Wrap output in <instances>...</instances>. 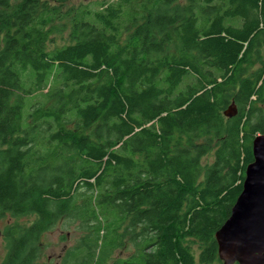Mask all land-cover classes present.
Returning a JSON list of instances; mask_svg holds the SVG:
<instances>
[{
	"label": "trees",
	"instance_id": "trees-1",
	"mask_svg": "<svg viewBox=\"0 0 264 264\" xmlns=\"http://www.w3.org/2000/svg\"><path fill=\"white\" fill-rule=\"evenodd\" d=\"M66 1L0 0V211L35 216L1 264H45L62 217L81 234L58 264H222L264 133V0Z\"/></svg>",
	"mask_w": 264,
	"mask_h": 264
},
{
	"label": "water",
	"instance_id": "water-1",
	"mask_svg": "<svg viewBox=\"0 0 264 264\" xmlns=\"http://www.w3.org/2000/svg\"><path fill=\"white\" fill-rule=\"evenodd\" d=\"M236 113L234 103L223 111L227 117ZM252 155L242 189L214 234L223 264H264V133L254 136Z\"/></svg>",
	"mask_w": 264,
	"mask_h": 264
},
{
	"label": "rangeland",
	"instance_id": "rangeland-1",
	"mask_svg": "<svg viewBox=\"0 0 264 264\" xmlns=\"http://www.w3.org/2000/svg\"><path fill=\"white\" fill-rule=\"evenodd\" d=\"M15 2L20 0H13ZM103 0H70L66 1L65 7L71 5L73 10L80 9L85 6H90V8L96 7L97 3ZM108 1V0H105ZM111 1V0H110ZM181 3H184L185 0H180ZM127 18L129 15L126 13ZM70 23L67 19L66 28L60 33H53L49 38V42L47 43V48L51 49L54 45H61L63 42L68 39ZM259 64H255V67H258ZM48 87L45 90H41L34 95L28 97L26 102L28 103L29 107H25L24 114L26 111H32V106L30 103L33 99L38 101H44L43 93L47 91ZM213 160V149L203 158V164L211 163ZM6 218L0 220V229L5 228L7 225L10 226L15 224H22L27 225L29 224L34 218V215H12L10 212L5 214ZM70 221L67 218L59 219L56 224L47 231L43 235V242L41 245V256L40 261L45 264H58L61 261V257L64 255V250L67 247L74 246L78 239L80 238L81 229L79 226L81 225L79 221L74 223L68 222ZM133 250V245L129 243L126 247H122L119 250H116L113 254V257L117 256H129ZM6 254V241L3 239L0 240V264L4 259Z\"/></svg>",
	"mask_w": 264,
	"mask_h": 264
},
{
	"label": "flooded vegetation",
	"instance_id": "flooded-vegetation-1",
	"mask_svg": "<svg viewBox=\"0 0 264 264\" xmlns=\"http://www.w3.org/2000/svg\"><path fill=\"white\" fill-rule=\"evenodd\" d=\"M5 216H6L5 214L0 215V220L3 219V218H6ZM4 229H5V228L0 229V240L3 239V240L5 241Z\"/></svg>",
	"mask_w": 264,
	"mask_h": 264
}]
</instances>
